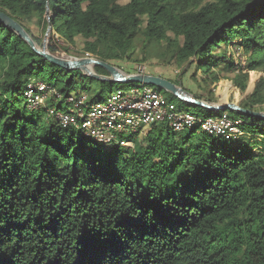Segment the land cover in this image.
I'll list each match as a JSON object with an SVG mask.
<instances>
[{"label": "trees", "instance_id": "obj_1", "mask_svg": "<svg viewBox=\"0 0 264 264\" xmlns=\"http://www.w3.org/2000/svg\"><path fill=\"white\" fill-rule=\"evenodd\" d=\"M46 8L52 54L79 37L81 56L131 60L141 36L142 52L164 44L179 66L231 72L240 94L250 71L262 73L240 106L264 104V0H0L38 45ZM229 46L241 50L243 65ZM85 80L101 86L91 97ZM30 81L89 100H100L106 84L53 65L0 22V264H264V118L191 109L164 91L197 116L240 119L242 135L226 140L198 127L180 135L162 121L105 148L45 108L28 112Z\"/></svg>", "mask_w": 264, "mask_h": 264}, {"label": "built area", "instance_id": "obj_2", "mask_svg": "<svg viewBox=\"0 0 264 264\" xmlns=\"http://www.w3.org/2000/svg\"><path fill=\"white\" fill-rule=\"evenodd\" d=\"M137 68L140 69L135 73H145V66ZM60 94L55 87L44 82L30 81L22 95L30 108L42 105L46 116L61 127L78 129L106 145L130 144L115 134L137 132L138 127H148L162 121L167 122L175 132L198 127L206 134L226 140H235L243 133L240 119H233L226 112L215 116H197L182 110L146 84L138 83L129 90L117 88L103 100H89L84 92L70 93L66 95L65 104L60 103L66 108L47 103L56 101Z\"/></svg>", "mask_w": 264, "mask_h": 264}, {"label": "rangeland", "instance_id": "obj_3", "mask_svg": "<svg viewBox=\"0 0 264 264\" xmlns=\"http://www.w3.org/2000/svg\"><path fill=\"white\" fill-rule=\"evenodd\" d=\"M120 3H124L127 0H118ZM28 27L32 30L35 35H38V29L33 22L27 23ZM43 40V37H42ZM143 39L141 40V36H138L134 41V49L131 60H122V61H110L112 65L120 69L125 73H135L137 67L139 65L145 66V73H150L153 75H158L169 79L170 81L180 85L184 90L188 91L194 97L207 101L208 103L220 104L224 102H235L240 104L243 99H245L253 90L256 80L259 75L262 73L257 71H250L249 78L246 84V88L243 93H239L237 91V87L232 83L231 76L232 73L226 70H221L219 68H214L211 72L205 71L206 66L199 64L196 67L195 63H185L181 66L177 65L174 60H170V52L166 51L165 45L162 44H149L148 48H146V52H142ZM238 41V40H236ZM82 45V40L79 37L75 39V47H69V51L67 53L61 54L64 58H74V57H84L78 52L80 51V47ZM81 52V51H80ZM228 52L233 55L234 59L237 63L241 65L244 64V55L241 54L240 49H234L231 46L228 47ZM177 70V71H175ZM179 74V75H178ZM217 78H213V77ZM253 76L252 87L249 85L250 77ZM84 84L93 88V90H89L88 95L91 97L93 93L97 92L101 86L95 80H85ZM136 84H122L121 82H106L101 91V99L103 100L111 90L116 88H121L123 90H129ZM161 92L167 99L171 98L175 103L178 102L175 98H173L170 94L164 93L163 90L157 89ZM23 97V95H22ZM66 95L65 93H61L59 97L56 98V101H47L48 104L53 103L54 106L57 105L58 101H61L62 105L65 104ZM183 104V103H181ZM178 106V104H176ZM27 111L31 110L43 111V106H36L34 109L29 107V103H26ZM179 107V106H178ZM264 104L261 106L256 105V111H264ZM180 108V107H179ZM191 109H196L197 106H190ZM234 119V118H233ZM147 129V127H138L137 132H128V133H116L115 135L119 136L123 142H131L134 140H138L140 133ZM189 128L181 131L180 135H185ZM231 145L234 144V141H227ZM90 146H96V143L92 140L88 143ZM100 146L105 148H110V145L97 143Z\"/></svg>", "mask_w": 264, "mask_h": 264}, {"label": "water", "instance_id": "obj_4", "mask_svg": "<svg viewBox=\"0 0 264 264\" xmlns=\"http://www.w3.org/2000/svg\"><path fill=\"white\" fill-rule=\"evenodd\" d=\"M45 17L47 20V27L43 35L41 45H38L34 42L31 35L20 23L0 11L1 23H3L6 27H8L9 30L15 32L23 40H25L33 51L44 57L53 65H56L60 68L72 71L79 70L83 74L91 76L96 80H103L106 82L139 83L151 85L158 88L159 90L167 91L173 96L177 97L179 100L190 103L191 105L202 106L207 109L213 110L229 109L240 112L241 114H250L260 118H264V111H251L249 109L241 107L240 104L235 102H224L217 105H215L214 103L210 104L207 101L194 97L188 91L184 90L180 85L173 83L169 79L164 78L160 75L133 72L125 73L111 63L91 56L64 58L62 56L52 54L46 48L47 36L51 28V22L49 20L50 12L48 8H46ZM93 66H100L104 68L107 71V74L95 73L93 70Z\"/></svg>", "mask_w": 264, "mask_h": 264}, {"label": "bare ground", "instance_id": "obj_5", "mask_svg": "<svg viewBox=\"0 0 264 264\" xmlns=\"http://www.w3.org/2000/svg\"><path fill=\"white\" fill-rule=\"evenodd\" d=\"M140 66H144V65H139L138 67H140ZM137 69H140V68H137ZM215 105H217V104H215ZM222 110V109H221Z\"/></svg>", "mask_w": 264, "mask_h": 264}, {"label": "crops", "instance_id": "obj_6", "mask_svg": "<svg viewBox=\"0 0 264 264\" xmlns=\"http://www.w3.org/2000/svg\"><path fill=\"white\" fill-rule=\"evenodd\" d=\"M161 74V73H160ZM160 74H158V75H160ZM162 75V74H161ZM165 78V77H164Z\"/></svg>", "mask_w": 264, "mask_h": 264}]
</instances>
